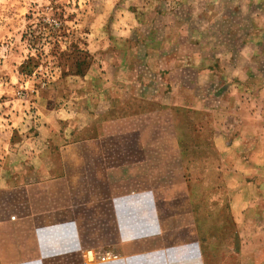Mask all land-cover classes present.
<instances>
[{"label": "rangeland", "instance_id": "rangeland-1", "mask_svg": "<svg viewBox=\"0 0 264 264\" xmlns=\"http://www.w3.org/2000/svg\"><path fill=\"white\" fill-rule=\"evenodd\" d=\"M160 106L173 112L201 262L264 264V0H0L3 255L21 240L24 186L52 175L66 144L94 135L86 125L106 134L107 162L118 164L119 114ZM249 114L241 136L252 139L221 159L213 136L234 135ZM250 151L261 159L238 158Z\"/></svg>", "mask_w": 264, "mask_h": 264}, {"label": "crops", "instance_id": "crops-1", "mask_svg": "<svg viewBox=\"0 0 264 264\" xmlns=\"http://www.w3.org/2000/svg\"><path fill=\"white\" fill-rule=\"evenodd\" d=\"M229 65L231 75L241 78L236 61ZM249 115L247 123L237 120L234 135L213 136L221 159L232 157L235 143L243 139L241 132L252 126ZM85 129L94 135L66 144L52 175L24 186L21 240L12 248L5 244L4 255L0 249V257L6 258L0 264H88L86 248L115 250L128 264L162 254L167 257L160 264H176L172 255L184 257L179 264H203L194 241L190 199L181 183L182 156L171 107L119 114L118 164L107 162L106 134L94 132L91 125ZM244 139H252L251 134ZM238 158L261 159L252 151ZM226 168L229 185L236 173ZM170 225H180L181 231L167 230ZM175 240H181L182 247Z\"/></svg>", "mask_w": 264, "mask_h": 264}, {"label": "built area", "instance_id": "built-area-1", "mask_svg": "<svg viewBox=\"0 0 264 264\" xmlns=\"http://www.w3.org/2000/svg\"><path fill=\"white\" fill-rule=\"evenodd\" d=\"M15 216H12L14 218ZM83 257L88 264L106 263L114 261L119 258V254L113 250H95L93 248H86L83 251Z\"/></svg>", "mask_w": 264, "mask_h": 264}]
</instances>
